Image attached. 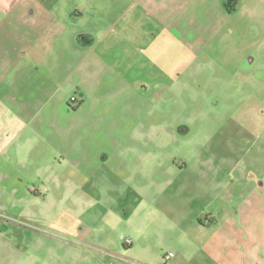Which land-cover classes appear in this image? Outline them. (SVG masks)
I'll return each instance as SVG.
<instances>
[{
	"label": "rangeland",
	"instance_id": "1",
	"mask_svg": "<svg viewBox=\"0 0 264 264\" xmlns=\"http://www.w3.org/2000/svg\"><path fill=\"white\" fill-rule=\"evenodd\" d=\"M177 27L167 50L172 63L168 57L164 63L167 76L175 63L177 82L161 91L164 99H138V90L126 92L120 82L106 88L108 54L96 50L83 62L88 50L73 45L47 57L62 61L54 73L47 66L23 73L16 101L21 132L0 157V259L6 264H172L164 258L174 256L181 238L177 209L204 219L202 208H222L212 192L230 189L239 198L257 181L264 192V95L227 98L232 89L212 84L203 56L192 50L200 26ZM94 58L106 66L97 73L93 66L101 65L91 64L88 76L102 78L97 96L103 99L88 90L80 99L84 67ZM222 143L241 147L242 174L225 189L210 185L191 199L178 196L189 193L188 174L207 144L220 152ZM15 147L18 160L10 153ZM182 164L187 168L180 171ZM130 239L136 245L124 252Z\"/></svg>",
	"mask_w": 264,
	"mask_h": 264
},
{
	"label": "crops",
	"instance_id": "2",
	"mask_svg": "<svg viewBox=\"0 0 264 264\" xmlns=\"http://www.w3.org/2000/svg\"><path fill=\"white\" fill-rule=\"evenodd\" d=\"M182 23L200 26L202 33L192 50L203 56L200 65H205L212 84L221 83L225 92L232 89L227 98L259 99L264 95V0H0V157L21 132L22 112L16 101L23 73L38 66L50 67L54 73L62 61L56 56L52 63L53 56L73 45L76 50H88L83 62L96 50L108 54L106 88L112 90L120 82L126 92L128 88L131 93L138 90L142 96L138 99H164L161 91L177 82V74H172L175 63L168 68V76L164 63L167 57L169 65L172 63L167 50L174 48L177 26ZM95 63L101 65L93 66L97 73L106 68L101 58L84 67L87 76L83 73L85 90L80 99H87V90L89 94L94 91V99H103L97 96L102 78L93 82L88 77ZM201 77L202 73L195 81ZM82 83H78L81 90ZM149 90L154 92L151 98ZM232 132L238 136L239 129ZM208 146L205 157L198 158L188 174L189 193L178 196L191 199L198 188L207 191L210 185L225 189L242 174L244 154L239 144L222 143L220 152ZM10 153L18 160L19 148ZM179 168L187 167L182 164ZM179 180L184 183L183 178ZM261 186L262 181H257L239 198L230 189L212 192L211 200L221 201L222 208H202L204 219L200 213L177 209L176 228L181 238L174 256L169 253L164 260L172 264H264ZM186 214L188 219L183 218ZM186 236L189 241L183 240ZM124 245V252H130L136 244L130 239ZM143 254L140 259L148 261ZM1 259L0 264H6Z\"/></svg>",
	"mask_w": 264,
	"mask_h": 264
}]
</instances>
